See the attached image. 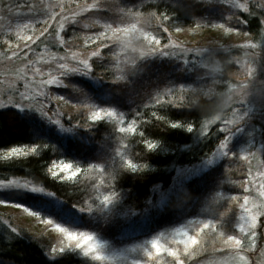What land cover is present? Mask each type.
<instances>
[{"label":"rangeland","instance_id":"374dc122","mask_svg":"<svg viewBox=\"0 0 264 264\" xmlns=\"http://www.w3.org/2000/svg\"><path fill=\"white\" fill-rule=\"evenodd\" d=\"M117 1L60 0L64 7L56 8L55 11L57 13L63 11L65 15L75 18L66 22L60 38L49 35V37H41L44 40L38 41V37L32 32L34 38L25 41L23 37L29 36V30L36 28L41 32L44 27L49 26L39 24L43 18H47L45 17L47 9L21 10L17 13L18 5L27 4L29 0H0V37L4 41L5 38L10 40V44L3 43L0 46V110L13 109L26 117L37 116L39 120L60 133L65 131L64 118L68 121L70 115L77 112H87L90 116L97 110L94 105L90 106L87 94L77 82L73 81V78L85 77L96 86L102 82L89 76L90 68L82 67L79 60L88 59L90 65V61L98 55L92 56V53H99L106 48L110 51L107 57L114 60V71H124L126 65L134 66L138 60L143 62L147 57L151 60L160 57L164 63L168 61L175 63L172 69L176 78L181 75L186 76L187 79L171 80L165 87L163 95L155 94V97L161 99L166 95L180 97L187 94L192 97L197 92H202L209 99L216 98L218 112L205 122L203 132L218 124L221 139L208 156L193 165L179 168L171 187L166 190L158 189L159 201L165 202L169 194L186 193L187 184H192L194 180L197 184L198 182L202 184L201 180L208 171L221 164L224 171L232 170L240 177L236 182H226L224 178L219 181L218 187H213V183L210 184L209 191H206L208 194L205 193L207 196L202 199L196 211L199 218L185 219L181 225L175 220L174 226L160 229L151 238L134 236L128 242L111 243L103 241L96 230H70L62 221L49 213H44L40 208L33 210L9 199L19 193H29L55 200L40 186L27 179L16 177L0 180V202H2L0 220L15 232L29 235L43 247L45 246L46 254L49 253L52 259L59 255V252L71 250L87 264H142L143 261L150 260L163 264L166 256H169L170 264H174L175 257L166 252H161L158 260L155 256L147 257L146 253L152 250L151 242L155 239L164 247L175 249L184 260V264L201 254L205 257L202 262L196 263L200 258L198 257L194 262L191 261V264H264V214L258 217L257 244L254 248L248 244L246 250L238 254L234 250L222 251L228 247L225 244L227 237L220 238L218 233L220 232L218 211L222 208L221 204L232 201L234 196L235 200H238V211L233 220V228L238 234L237 238H243L250 236L249 219L246 218L247 214L241 207L245 203L244 196L248 195L250 198L249 208H252L253 204L260 203L257 188L264 182L260 177V174L264 173V0H206L220 3L228 10L222 23L205 18L195 23L194 27L188 28L176 25L168 29L161 24L157 27L166 33L162 41L156 38L157 33H152L159 29L150 30V25L146 21L142 22L138 16H130L123 10L125 7L122 3ZM44 2L48 3L49 0ZM57 2L58 0H51V3ZM103 8L105 10L113 8L116 13L115 18L96 21L102 19L97 12ZM86 9L91 10L85 11ZM251 14L259 17L260 24L259 32L254 39L246 35L242 29L246 23L242 15L251 16ZM123 20L125 22H121ZM24 22L35 24H30L28 28L22 30L16 28L17 23ZM227 22L232 24H226ZM49 23L54 34L59 22L49 21ZM93 23L100 25L103 35H108L105 37L107 39L103 37L102 41L105 42L101 47L77 50V47L69 45L64 37L70 30L68 29L65 35L67 27L86 28ZM108 25H111V28ZM133 25L135 28L132 27ZM9 28L11 35L7 32ZM113 28H127L129 32L121 33L120 38L117 39L113 34ZM229 29L237 31H229ZM153 39L159 43H153ZM25 43L31 44V53L27 60L22 55L9 60L8 57L16 50V46L19 45L23 49ZM28 60L31 61L32 70L26 71ZM61 63L66 64L68 68L61 70L59 68ZM36 69L39 71H35ZM249 69H252L250 75H248ZM117 75L115 78H120L117 82L125 80V75ZM53 77H56L55 83H42ZM189 78L194 80L191 82ZM223 83L226 85L224 86ZM21 94L29 99L22 100ZM227 121L234 122L228 124ZM73 125L79 126L77 123ZM221 141L225 142L223 148L219 146ZM97 192L99 193L98 190ZM193 202L195 204L197 200ZM91 207L94 208H90L89 214L94 217L97 209L108 211L111 204L109 199L107 201L102 199L101 203ZM205 223L214 224L216 227L201 230ZM61 229L90 234L96 248L93 252L86 253L82 247H76L75 242L69 241L67 234ZM185 234L197 238V244L189 245L188 248L189 252L195 249L192 258L184 251L183 241L187 239ZM97 254L100 259L96 258Z\"/></svg>","mask_w":264,"mask_h":264},{"label":"trees","instance_id":"16d2710c","mask_svg":"<svg viewBox=\"0 0 264 264\" xmlns=\"http://www.w3.org/2000/svg\"><path fill=\"white\" fill-rule=\"evenodd\" d=\"M117 2L122 3L123 10L130 16L146 21L150 30L159 29L152 33H157L155 36L160 41L166 37V33L157 27L161 24L168 29L176 25L188 28L205 18L222 23L228 11L222 4L206 0ZM103 9L97 12L102 19L96 21L115 18L113 8ZM151 13H156L157 18L151 19ZM242 17L246 21L243 32L254 39L260 29L259 17L253 14ZM99 26L93 23L86 28L67 27L64 34L70 30L64 37L77 50L97 49L108 37L100 34ZM32 32L37 37L41 33L36 28L29 30L32 39ZM2 39L0 37V46L4 43ZM109 52L104 48L90 61L89 76L99 79L101 84L93 85L85 77H74L73 81L83 88L91 107L111 110L114 115L91 120L87 112H77L70 115V120L63 119L66 132L58 133L37 116L26 117L13 109L0 110V180L16 177L33 182L55 200L29 193H19L9 199L33 210L40 208L70 230H96L103 241L123 243L134 236L151 238L160 229L174 226L175 220L181 225L185 219L199 218L196 211L207 196L210 184L218 187L224 178L226 182H236L240 176L232 170L226 172L221 168L222 164L218 165L208 171L202 184L194 180L187 184L186 193L169 194L161 203L158 189L170 188L179 168L197 163L219 143L218 124L203 132L205 122L218 112L217 99H209L202 92L192 97L188 94L166 95L160 99L158 94L164 93L168 82L187 79L181 75L176 78L172 69L175 63H164L160 57L156 60L147 57L143 62L138 60L134 66L126 65L124 71H114V60L107 57ZM117 74L125 75V80L117 82L120 79L115 78ZM122 127L127 130L121 132ZM149 143L155 146L149 149ZM14 147L25 151L34 147L35 150L25 155L4 157ZM65 163L72 166L70 171L62 168ZM72 172L76 175L69 178ZM105 197L111 207L108 211L97 209L92 217L89 210L94 207L91 206L98 205ZM195 199L197 203L194 204ZM238 205V200L221 204L222 210L218 211L220 238L238 236L233 228ZM46 253L45 246L29 235L15 232L0 220V264H87L71 250L59 252L53 259ZM198 257L194 258L196 263L205 258L203 254ZM194 259L186 264H191ZM164 261L163 264L171 263L169 256ZM142 264L158 263L150 260Z\"/></svg>","mask_w":264,"mask_h":264},{"label":"snow or ice","instance_id":"6c2138e0","mask_svg":"<svg viewBox=\"0 0 264 264\" xmlns=\"http://www.w3.org/2000/svg\"><path fill=\"white\" fill-rule=\"evenodd\" d=\"M64 5L62 4V2H60V0H58L57 3H51V0H49L48 3H45L44 0H29V2L27 4L21 3L18 5V11L17 13H19L21 10H27V11H36L39 8H43V9H47V15L45 17H47L46 19H42L40 21L39 24H48V27H44L43 30L40 33V37H49V35L56 37V38H60V33L61 30L65 27L66 22L75 19L74 17H69L67 15H65L63 13V11H61L60 13H57L55 11L56 8H63ZM93 7H95V5H93ZM91 9H86L85 11H90ZM150 18L151 19H155L157 18V14L156 13H151L150 14ZM164 20L167 19L166 16L163 17ZM49 21H58L59 22V27L56 29L55 33L53 34L51 31V27L52 25L49 23ZM30 24H35L33 22H24V23H17L16 24V28L17 29H26L29 27ZM222 26V25H221ZM108 27L111 28V25H108ZM133 28H135V25L132 26ZM114 36H116L117 39L120 38V34L124 33L127 34L129 32V29L127 28H113L112 29ZM229 31H237L235 29H229ZM11 35V28L8 29V31ZM101 35H103V33H101ZM40 37H38L37 39H40ZM23 39L25 41H31L32 38L29 37H23ZM63 43V41H61ZM153 43H159V41H156L153 39L152 41ZM4 43L6 44H10V40L5 39ZM32 43H35V41H32ZM254 47V45H253ZM31 53V44L29 43H25L23 49L17 45L16 46V50L12 51L11 56L8 57L9 60H12L14 58L20 57L21 55L25 58V60H27V58L29 57ZM98 53L93 52L92 56L97 55ZM63 59V58H62ZM75 59V58H73ZM79 64L82 67H89V61L88 59H81L78 61ZM26 71L32 70L31 69V61L28 60L26 63ZM59 68L65 69L68 68L66 64L61 63L59 65ZM35 71H39V69H36ZM252 69H249L248 71V75L251 74ZM56 82V77H53L50 80H46V81H42V83H47V84H53ZM21 98L22 100H27L29 99V97H27L24 94H21ZM61 100H63L62 97H60ZM104 115L107 116H112L113 113L111 110L108 109H98L95 110L91 113V115L88 117L91 120H98L100 118H102ZM234 121H227L226 123L231 124ZM127 129L125 128H120L121 132H125ZM155 145L149 143L147 145V147L149 149L153 148ZM221 148H223L225 146V142L221 141L220 145ZM34 147L25 151L23 148L21 147H14L11 148L7 151L6 155L4 157H9V156H14V155H25L27 154L29 151H34ZM62 168L65 171H70V169L72 168V166L70 164H62ZM134 168V167H133ZM77 171H80V169L77 167ZM53 175H55L56 173L53 172ZM76 173L72 172L70 174L71 178L72 176H75ZM261 180L264 181V173L260 174ZM258 198L260 200L259 204H253L252 208L248 207V204L251 202L250 198L248 195L244 196V204L241 205V207L244 209V212L247 214L246 218L249 219V231H250V236H246L243 238H237V236H233V235H229L227 236V240L225 241V244L228 245L227 248L223 249L222 251H230V250H234L237 254L241 251L246 250V247L248 244H251L253 246V248L256 246L257 244V232H256V226L258 223V217L262 214H264V182H262L258 188ZM233 200L236 199V197H232ZM105 201L108 200V197H105L104 199ZM2 203V202H0ZM215 225L214 224H210V223H205L202 225V229H208V228H214ZM61 231L65 232L67 234V238L69 241L75 242L76 247H82L84 249V251L87 252H93L94 249L96 248V245L93 241V237L90 234L87 233H75V232H70L67 229H61ZM241 231H243V227H241ZM187 236V239L185 241H183L184 243V251L185 254L187 256H189L190 258L193 257V253L195 252V249L192 250V252H189L188 248L189 245H196L197 244V238L196 236L193 235H188L185 234ZM61 251L63 250L61 247L59 248ZM151 251L146 253L147 257L152 258L153 256H155L158 260L159 258V254L161 252H166L168 253L170 256L175 257V262L174 264H184V260H182L180 258V255L177 253V251L175 249H173L172 247H164L163 245L159 244L157 240H153L151 242ZM55 250V249H54ZM97 259H100L101 257L97 254L96 256Z\"/></svg>","mask_w":264,"mask_h":264}]
</instances>
